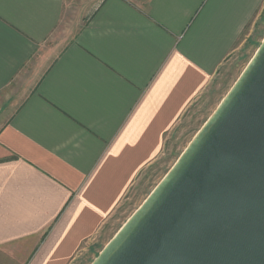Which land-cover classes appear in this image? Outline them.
<instances>
[{"label":"crops","instance_id":"0c3cea01","mask_svg":"<svg viewBox=\"0 0 264 264\" xmlns=\"http://www.w3.org/2000/svg\"><path fill=\"white\" fill-rule=\"evenodd\" d=\"M264 0H0V264H78Z\"/></svg>","mask_w":264,"mask_h":264},{"label":"water","instance_id":"95a60500","mask_svg":"<svg viewBox=\"0 0 264 264\" xmlns=\"http://www.w3.org/2000/svg\"><path fill=\"white\" fill-rule=\"evenodd\" d=\"M90 264H264V37Z\"/></svg>","mask_w":264,"mask_h":264},{"label":"rangeland","instance_id":"374dc122","mask_svg":"<svg viewBox=\"0 0 264 264\" xmlns=\"http://www.w3.org/2000/svg\"><path fill=\"white\" fill-rule=\"evenodd\" d=\"M256 25L249 41L219 68L206 91L186 111L177 127L171 132L163 155L139 176L127 198L104 227L93 251L87 257L80 259L78 264H90L160 182L215 110L261 43L264 37V12Z\"/></svg>","mask_w":264,"mask_h":264}]
</instances>
